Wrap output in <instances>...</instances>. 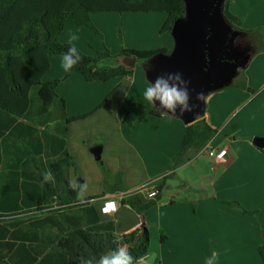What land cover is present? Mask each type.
Here are the masks:
<instances>
[{
    "label": "trees",
    "instance_id": "obj_1",
    "mask_svg": "<svg viewBox=\"0 0 264 264\" xmlns=\"http://www.w3.org/2000/svg\"><path fill=\"white\" fill-rule=\"evenodd\" d=\"M230 1L224 4V14L236 29L244 30L242 19L229 10ZM101 11L165 12L167 18L161 33H169L173 21L184 15V3L182 0H0V264H80L82 258L89 255L99 258L124 244L128 245L135 264L150 252V235L145 225L116 234L112 220H103L104 215L89 199L77 198L80 185L74 187L69 181V169H75V162L67 150L66 128L87 114L67 117L65 100L56 88L73 73L81 74L87 82L129 77L133 69H126L119 62L121 57L146 58L170 50H121L114 64L106 62L112 58L108 50L93 55L82 52L80 63L62 78L42 79L50 68V55L60 56L68 47V42L59 41L66 20L77 28L97 32L91 14ZM244 32L249 34L252 30ZM251 39H254L251 35L246 37ZM101 62L105 67L97 69ZM241 74L232 85L253 92ZM139 106L141 118L161 116L146 103ZM216 136L217 130L205 119L186 125L170 168L182 163L185 151L204 148ZM260 150L264 152V148ZM98 163L104 183L109 176L117 177V187L121 189L120 174L112 175L101 160ZM47 170L52 171L54 181H43ZM164 179L165 176L158 184L155 198L143 201L133 194L121 202L143 214L160 199ZM224 203L242 208L237 201ZM159 239L161 242L165 239L161 231ZM258 251L264 264V246Z\"/></svg>",
    "mask_w": 264,
    "mask_h": 264
},
{
    "label": "crops",
    "instance_id": "obj_2",
    "mask_svg": "<svg viewBox=\"0 0 264 264\" xmlns=\"http://www.w3.org/2000/svg\"><path fill=\"white\" fill-rule=\"evenodd\" d=\"M229 10L242 19L244 30H252L249 34L263 42L264 33L260 29L264 27V0H231ZM49 59L50 68L42 79L45 81L62 78L65 72L60 68V56L50 55ZM117 61L115 59L112 62L109 59L107 63L114 64ZM136 67L133 68L132 75L129 77H115L105 82H87L81 74L73 73L63 79L56 88L57 94L65 100L67 117L87 114V117L70 123L66 128L67 150L73 157L75 165L77 159L73 150L69 148L71 129L73 131L76 130L75 128L83 129L76 144L82 151L83 160L95 173L94 189L84 192L83 198L89 199L96 209H99L102 201L107 197L116 200V211L110 215L101 216L103 220L114 222L116 234L129 233L141 224L148 229L150 238L152 228L157 227L159 232L162 230L165 232V234L162 232L165 239L161 242L159 250L149 245V254H154L153 261L151 263L146 261L148 254L135 264H204L205 257L213 253L218 256L216 264H249L241 258V255L247 252L248 246L251 250L252 243L249 244V239L236 232H227L224 235L221 230L219 231L218 214L227 219L237 216L235 211L224 203L230 200L241 202L248 208L263 206L264 152L255 147L248 137L246 139L237 135L242 129H232L230 134L222 135L225 132L227 115L223 118L217 116L218 102H216L214 103L215 112L210 113L209 109L206 110L204 119L217 130V136L210 142V146L217 150L225 148L227 161L213 163L214 168H208L210 174L207 182H186V175L196 174L202 179V174L206 171L204 165L211 160L203 148L194 147L184 152L180 165L175 169L170 168L171 158L179 150L186 125L181 120L167 115H147L141 118L142 110L139 105L144 103L142 90L147 81L143 71L142 73L137 71ZM250 67L245 71L247 75L245 80L249 87L252 83L249 76L252 71ZM71 81L77 84V89L68 91L65 86ZM236 89L235 91L244 95L245 99H252L254 96V93L247 96L245 89L239 87ZM231 91L224 88L217 94H213L211 98H206V101L210 102L216 97L220 100L227 97ZM102 102L103 104L98 108ZM73 103L74 106H72ZM71 110L74 112L72 115H70ZM107 112L112 114L113 125L110 130L100 131L99 129L100 134L104 135V140L85 141L90 135L98 134L95 131L91 132L89 123L97 120V124L102 126L106 122ZM255 134L264 136V132L256 131ZM112 136L114 139L111 141ZM107 140L111 143L109 144ZM84 141L87 142L86 147L82 144ZM98 144H102L100 160L103 166L112 175L120 174L121 189L117 187V177L109 176L104 183L100 167L94 164L93 161L96 160L92 158L89 148ZM113 144L116 146V151ZM238 145L243 148L240 149ZM112 149L115 155L105 154L106 150ZM75 174L76 168H70L69 181L74 187L84 182L80 179L76 182ZM164 175L165 178L174 175L180 183L169 190L164 200L157 201L143 214H138L130 206L121 202L122 198L133 194H138L143 201L147 200L140 192L141 187L147 183L159 184ZM163 186H166L165 180ZM192 187H209L210 192L197 189L195 190L197 195L181 196ZM161 193L162 190L160 197ZM202 213L207 214L205 223L201 221ZM246 219L247 216L241 214V220ZM215 230L221 232V235H224L222 238L226 239L213 244V238L208 236ZM242 240L245 244L240 243Z\"/></svg>",
    "mask_w": 264,
    "mask_h": 264
},
{
    "label": "rangeland",
    "instance_id": "obj_3",
    "mask_svg": "<svg viewBox=\"0 0 264 264\" xmlns=\"http://www.w3.org/2000/svg\"><path fill=\"white\" fill-rule=\"evenodd\" d=\"M167 18V14L165 12H114V11H101L95 12L91 14V19L97 32H94L87 27H75L69 19L67 20V26L59 37V41L68 42L72 35H76L78 39L73 43L76 44L78 48L81 49L87 55H93L96 51L108 50L111 54L112 62L115 60V56L121 50H161L167 49L170 50L172 48V41L170 38L169 33H161V27L164 21ZM262 27L260 30L263 31ZM256 40V51L250 61L251 64L248 65L247 68L242 70L241 77L244 76L246 78L245 71L251 66L252 71L249 73L251 77L249 84L253 92L247 91V96L252 95L254 96L252 99H245L244 95L239 94L235 85L230 87H226L228 90H232L227 97L222 98L219 100L218 97L213 99L210 102L206 101V110L209 109L210 113L215 112V105L214 103L218 102L217 106V116L223 118L227 115L226 118V127L224 134H230L232 129H242L239 130L240 134L238 136L247 137L251 140L256 135V131L259 133L264 132V49L263 44L264 42H260L259 39ZM108 62V60L106 61ZM250 67V68H251ZM137 71L142 73V70L139 66L135 68ZM240 79L238 78L237 81ZM99 84V83H98ZM262 84V86H260ZM248 85V84H247ZM65 88L68 91H73L77 89V84L73 81L71 83H67ZM64 88V90H66ZM222 90V89H221ZM239 90V89H238ZM220 91V90H219ZM219 91L211 93L208 95L207 98H211L214 94H217ZM221 102V103H220ZM74 106V103L72 104ZM70 115H72L74 112ZM87 117V116H86ZM85 118V117H84ZM82 118V119H84ZM80 119V120H82ZM77 120V121H80ZM76 121V122H77ZM74 122V121H73ZM72 123V122H70ZM69 123V124H70ZM67 124V126L69 125ZM91 125V132L95 131L98 134L90 135L85 141L93 142L97 140H104V135L99 132L110 130L113 125V118L112 114H106V122L99 126L97 124V120L91 121L89 123ZM81 126V125H79ZM76 130L73 131L71 129L70 134V143L69 148L73 150V153L77 159V163L75 165L76 174L74 180H83L77 185H86V189L84 192H90L94 189L95 184V173L94 170L86 164L83 160V154L80 147L76 144V140L83 131V129L75 128ZM242 133V134H241ZM100 134V135H99ZM223 137V136H219ZM67 138V136H66ZM114 139V136L111 137V141ZM83 142L82 144L87 145V142ZM110 144L111 142L107 140ZM76 145V146H75ZM114 145V144H113ZM234 146H236L234 144ZM240 149L243 146L238 145ZM115 151L116 146L114 145ZM112 149L111 151L106 150L105 154L115 155V151ZM93 158V157H92ZM102 161V160H101ZM96 166L100 167L98 161H93ZM206 171H204L203 178L201 179L200 176L196 174L186 175V182L188 183H199L207 182L209 178V169H213L214 165L210 161L204 165ZM210 167V168H209ZM209 168V169H208ZM100 169V168H99ZM79 171L80 173H78ZM202 171V172H203ZM201 172V173H202ZM178 173V172H177ZM200 173V174H201ZM165 176V175H164ZM77 177V178H76ZM165 184L166 186L162 187L161 197L158 201L164 200V197L167 196L169 190L174 187V185L180 183V181L173 175L166 176ZM200 191H207L210 192L209 187L200 188V187H192L190 191L186 192L185 194H181V196L187 197L190 195H197L195 190ZM200 195V194H199ZM166 199V198H165ZM240 202V201H239ZM241 203V202H240ZM239 203V204H240ZM242 208H238L237 206H229V208L233 209L236 213V217H227L218 214L219 222L218 228L219 231L221 230L224 235L227 232L233 233L236 232L241 234L242 236L246 237L247 240L249 239V244L252 243L251 250H249V246L246 253L241 255V258L245 259L249 264H263L262 259L259 255V247L264 246V204L261 207L254 206L248 208L245 204H240ZM248 212H245L244 210ZM241 214L247 216L245 221L241 220ZM201 221H206L205 217H207L206 213L200 214ZM162 230V229H161ZM233 231V232H232ZM163 232V230H162ZM165 234V232H163ZM221 232L214 231L213 234L210 233L208 237L213 238V244L215 242H222L225 239L222 237ZM207 241V240H206ZM209 242V240H208ZM239 243V242H237ZM240 243H244L243 240ZM161 241L159 239V228L155 227L151 229V238L150 244L152 248L159 250Z\"/></svg>",
    "mask_w": 264,
    "mask_h": 264
},
{
    "label": "water",
    "instance_id": "obj_4",
    "mask_svg": "<svg viewBox=\"0 0 264 264\" xmlns=\"http://www.w3.org/2000/svg\"><path fill=\"white\" fill-rule=\"evenodd\" d=\"M184 15L172 23L169 35L172 48L169 52L158 51L146 58L123 56L119 62L126 69L139 66L146 81L158 76L179 73L187 82L189 110L170 113L185 125L194 124L205 117L206 98L213 92L230 87L245 69L255 51L256 40L244 30L236 29L224 14L226 0H182ZM252 144L264 148V136H254ZM94 160L101 158L102 144L89 148ZM154 254L146 261L151 263Z\"/></svg>",
    "mask_w": 264,
    "mask_h": 264
},
{
    "label": "clouds",
    "instance_id": "obj_5",
    "mask_svg": "<svg viewBox=\"0 0 264 264\" xmlns=\"http://www.w3.org/2000/svg\"><path fill=\"white\" fill-rule=\"evenodd\" d=\"M78 37L72 35L68 41L66 51L60 55V68L63 72L68 73L78 65L82 59V51L76 46L74 41ZM105 67L103 62L97 64V69ZM187 82L182 79L179 73L167 74L166 76H158L154 81H147L143 85L142 97L143 102L159 110H166L174 113L179 108L181 112L189 110V95L186 87ZM44 182L54 181V175L51 170L45 171L43 174ZM86 185H81L77 192V198L82 199ZM133 256L127 248L120 247L108 254L101 255L99 258L89 255L82 258L80 264H133ZM218 256L213 253L204 259V264H216Z\"/></svg>",
    "mask_w": 264,
    "mask_h": 264
},
{
    "label": "built area",
    "instance_id": "obj_6",
    "mask_svg": "<svg viewBox=\"0 0 264 264\" xmlns=\"http://www.w3.org/2000/svg\"><path fill=\"white\" fill-rule=\"evenodd\" d=\"M206 152V155L214 164H219L222 162H226V149L221 148L219 150L215 149L214 147L210 146V142L203 148ZM140 192L145 196L146 199H153L158 193V183H147L144 184ZM117 202L112 197H107L104 199L99 207V212L103 215H110L116 211ZM124 248L128 249V245L124 244Z\"/></svg>",
    "mask_w": 264,
    "mask_h": 264
}]
</instances>
